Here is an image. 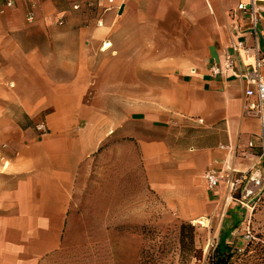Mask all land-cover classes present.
Masks as SVG:
<instances>
[{
	"label": "crops",
	"instance_id": "0c3cea01",
	"mask_svg": "<svg viewBox=\"0 0 264 264\" xmlns=\"http://www.w3.org/2000/svg\"><path fill=\"white\" fill-rule=\"evenodd\" d=\"M246 1L15 0L0 12V264H40L59 247L79 164L116 136L137 144L149 187L183 217L218 216L229 233L244 221L225 183L208 189L202 174L246 171L252 196L264 183V121L243 112L233 74L255 68L239 42L264 57V19L254 42L235 11ZM123 120L147 130L109 127ZM176 125L195 132L183 148Z\"/></svg>",
	"mask_w": 264,
	"mask_h": 264
},
{
	"label": "rangeland",
	"instance_id": "374dc122",
	"mask_svg": "<svg viewBox=\"0 0 264 264\" xmlns=\"http://www.w3.org/2000/svg\"><path fill=\"white\" fill-rule=\"evenodd\" d=\"M110 107L116 115L121 111ZM118 123L123 134L135 127L147 130L130 120L110 121L109 127ZM168 133L182 148L195 134L179 125ZM125 136L104 141L79 164L60 245L40 264H208L220 239L230 252L225 264H264L263 189L243 199L251 188L244 181L224 202L237 206L243 220L250 218L254 238L246 242L244 221L231 233L219 231L220 217L188 219L167 205L149 187L137 144ZM248 200L252 210L240 202Z\"/></svg>",
	"mask_w": 264,
	"mask_h": 264
},
{
	"label": "built area",
	"instance_id": "2783aa9c",
	"mask_svg": "<svg viewBox=\"0 0 264 264\" xmlns=\"http://www.w3.org/2000/svg\"><path fill=\"white\" fill-rule=\"evenodd\" d=\"M26 2H31V0H24ZM108 6L107 9L113 8L115 0H106ZM15 4V0H0V12H3L5 8H10ZM74 9L80 7L79 4L74 3L72 6ZM242 18L247 20L246 31L251 34L256 42V32H257V24L264 19V0H248L246 2H239L236 6L235 10ZM234 15V14H233ZM28 20H31V14L27 17ZM240 46L245 50L252 51L255 56V68L254 69H245L242 72L233 71L234 76L238 78H242L245 80L246 86L244 89V100H243V112L248 115L256 116L263 123L264 121V76L259 73V67L262 63H264V57L259 56V49L257 44L254 43L251 47L243 46L242 42H239ZM226 66H231V60L227 58L225 60ZM213 73H219L220 67L213 66ZM36 127L40 130L43 129V123L39 122ZM251 145V143H249ZM202 180L206 184L208 189H214L221 182L225 183L226 186V197L225 201L232 198V193L236 190L240 184L244 181L249 182V180H253L252 175L250 174L247 177L246 171H239L232 166H228L225 170L221 168H208L202 174ZM259 188L264 191V183L263 179H257ZM251 192L242 195V198H246L249 196ZM242 205L246 206L250 210L253 209V205L249 204V200L247 203L240 201ZM243 240L246 242H250L254 235L252 233L251 220L250 218L244 219L243 228H242Z\"/></svg>",
	"mask_w": 264,
	"mask_h": 264
},
{
	"label": "trees",
	"instance_id": "16d2710c",
	"mask_svg": "<svg viewBox=\"0 0 264 264\" xmlns=\"http://www.w3.org/2000/svg\"><path fill=\"white\" fill-rule=\"evenodd\" d=\"M101 147V146H100ZM98 148V150L100 149ZM237 227V224H233L232 228ZM230 256L229 248L223 240H219L214 250V255L208 264H225Z\"/></svg>",
	"mask_w": 264,
	"mask_h": 264
},
{
	"label": "bare ground",
	"instance_id": "6f19581e",
	"mask_svg": "<svg viewBox=\"0 0 264 264\" xmlns=\"http://www.w3.org/2000/svg\"><path fill=\"white\" fill-rule=\"evenodd\" d=\"M200 222H203L202 220H200Z\"/></svg>",
	"mask_w": 264,
	"mask_h": 264
}]
</instances>
